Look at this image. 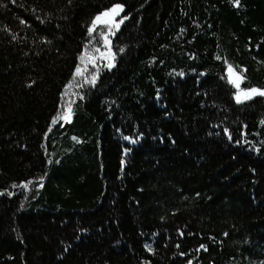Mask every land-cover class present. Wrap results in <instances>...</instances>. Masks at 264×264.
Segmentation results:
<instances>
[{"label": "trees", "instance_id": "16d2710c", "mask_svg": "<svg viewBox=\"0 0 264 264\" xmlns=\"http://www.w3.org/2000/svg\"><path fill=\"white\" fill-rule=\"evenodd\" d=\"M236 74L264 89V0H0V264H264Z\"/></svg>", "mask_w": 264, "mask_h": 264}, {"label": "snow or ice", "instance_id": "6c2138e0", "mask_svg": "<svg viewBox=\"0 0 264 264\" xmlns=\"http://www.w3.org/2000/svg\"><path fill=\"white\" fill-rule=\"evenodd\" d=\"M13 2H14V0H13ZM235 5L239 6V0H235ZM122 11H123V5L115 4L112 6V8L107 9L104 12L98 14L94 18V20L92 21V25L88 29L89 34L91 35L96 30L95 26L98 23L99 24H105V25L111 24L116 30H119L120 24H122L124 22V20L127 19V17L125 16V17L121 18L118 22H116L115 17L120 16V13ZM22 23H24V21H22ZM109 32H110V34L115 35V32H113L111 28H109ZM103 38L105 41V47H107L108 44L110 43L108 41V36L105 35ZM97 51H99V49H97ZM83 55H86V53L82 54V58H83ZM109 55H111L110 49H109ZM101 57L103 58V53L101 54ZM91 59L92 58L89 57L90 61H91ZM112 66L113 65L111 63H109L107 65V67H109V68H111ZM228 71H229V73L234 74V69L232 68L231 65H229ZM76 74L77 75L82 74L79 66L77 67ZM243 79H245V77H243L242 75H239V74H236L235 79H233L231 76H229V83L233 84V86L238 89L237 93L235 94V100H236L237 104L243 103L245 100H251L254 95L264 97V89L251 87V88H248L246 90H241L240 89V81H242ZM92 82L93 83L95 82V78H93ZM70 116H71V109L69 108L67 112H65L63 115H58V117L56 119H64L65 121L70 122ZM14 187H15V185H14ZM201 247L203 248L204 246L201 245Z\"/></svg>", "mask_w": 264, "mask_h": 264}, {"label": "water", "instance_id": "95a60500", "mask_svg": "<svg viewBox=\"0 0 264 264\" xmlns=\"http://www.w3.org/2000/svg\"><path fill=\"white\" fill-rule=\"evenodd\" d=\"M125 15V12H121L120 16L115 17L116 22H118L121 18H123Z\"/></svg>", "mask_w": 264, "mask_h": 264}, {"label": "rangeland", "instance_id": "374dc122", "mask_svg": "<svg viewBox=\"0 0 264 264\" xmlns=\"http://www.w3.org/2000/svg\"><path fill=\"white\" fill-rule=\"evenodd\" d=\"M123 11H124V10H123ZM100 25H105V24H99V23H98L96 26H100ZM257 96H258V95H254L253 98H254V97H257ZM253 98H252V99H253ZM245 101H247V100H245Z\"/></svg>", "mask_w": 264, "mask_h": 264}]
</instances>
